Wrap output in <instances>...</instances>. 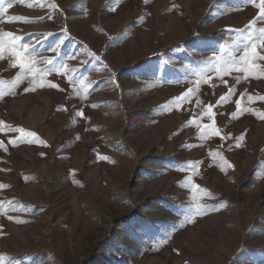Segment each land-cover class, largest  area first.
I'll use <instances>...</instances> for the list:
<instances>
[{
	"label": "rangeland",
	"instance_id": "1",
	"mask_svg": "<svg viewBox=\"0 0 264 264\" xmlns=\"http://www.w3.org/2000/svg\"><path fill=\"white\" fill-rule=\"evenodd\" d=\"M127 1L5 0L0 33L21 37L35 63L32 74L14 66L4 37L0 262L211 264L235 223L227 264H264V248L256 258L250 249L264 237L263 60L246 79L216 71L243 54L250 22L264 27L259 9L245 0ZM139 31L147 38L135 43ZM173 89L192 91L177 105ZM206 125L220 135H205ZM193 197L205 214L193 215Z\"/></svg>",
	"mask_w": 264,
	"mask_h": 264
},
{
	"label": "snow or ice",
	"instance_id": "2",
	"mask_svg": "<svg viewBox=\"0 0 264 264\" xmlns=\"http://www.w3.org/2000/svg\"><path fill=\"white\" fill-rule=\"evenodd\" d=\"M245 2L249 3V4H255L256 7L259 9V15L257 18L260 20H264V0H260V2L258 4H257L256 0H245ZM4 4H5V0H0V14H3L4 12H6V8H4ZM24 19H26V18L21 17V16H12V17H9L8 22H11L14 20H24ZM254 26H255V20L250 22L249 25L247 26L248 28L253 29V31H249L247 34V41L248 42L243 45V54L240 55L239 57H236L234 54L230 53L231 60L224 62L222 65H220V67H218L216 69L218 75L222 76L224 74H230L233 70H235V71L246 73V76L244 77L246 79L247 76L253 75L254 69H257L259 67L254 61L257 59L264 60V27H260L259 29H256ZM237 31L243 33L244 29H239ZM254 32H258V35H254ZM4 37L9 38L7 41V48L10 52V55L15 58V65L14 66L18 65L20 67V69L22 70V72L32 74L35 62L34 61H26L25 55H24V53L28 50V45L18 44L17 42L21 40V37L16 36L11 32L0 33V59L3 58V53L5 51ZM234 44L237 48H239V44L237 42H234ZM258 49H259V51H258ZM225 50H226L225 48H221V52H223ZM93 55H95V54H93ZM97 59H99V58L97 57ZM233 60H238L240 62L239 66L233 68V66H232ZM48 63H52L51 59L48 60ZM62 67H66V65H62ZM45 71H47V70H45ZM57 71H59V69ZM22 78L23 77L21 75H17V77L15 78V81L13 82V86H15V84L21 82ZM240 79H241V77H236L237 82H239ZM0 83H2V81H0ZM31 83L32 84L37 83L35 78H33ZM225 83H227V81H225ZM39 86L44 87L45 85L41 81V82H39ZM49 86L54 87V88L59 87V85L51 83V82H49ZM26 90H30V89H26ZM31 90H34V89H31ZM191 91L192 90L189 89L188 92L183 93L181 95V97L174 98V103H176L177 105H180L182 102L187 101L189 93ZM226 99H227V96L221 97L219 103H222ZM251 99H252V97H249V100H251ZM260 99L264 100V97H260ZM239 106H240L239 101H237V107L239 108ZM165 107H170V105H165ZM212 107H213L212 105H208L207 106V112L204 114L208 115V116H213L214 113H212ZM245 110L246 111H252L251 109H245ZM77 115L83 116V112L82 111L77 112ZM232 117L237 118V113H232ZM261 118H264V114H261ZM3 123H4L3 121H0V124H3ZM18 131H20L21 133H24V129H22V128L18 129ZM209 131H211V133L214 135H217V136L220 135L219 129L214 128V127L209 128V126L206 125L204 127V134L206 135ZM35 135L36 134L32 133V132L26 133V136H28V137H35ZM238 140H239V138H238ZM0 146H3L2 142H0ZM214 155L220 156V153L217 152ZM99 158L104 159V160L110 159L107 156H99ZM223 164H227L228 167H233L226 160L223 161ZM223 164L221 165L222 170H223ZM192 166L195 167L196 162H193ZM188 179L190 182L191 178L189 177ZM195 188L199 189L200 185H195ZM204 191L207 192V189H205ZM208 195L211 196V193H208ZM191 206L194 209L193 215L205 214L207 211V208H208V205L196 202L195 197H193V203ZM2 208H3V204H0V209H2ZM9 219H12V217H9ZM0 264H2V262H0Z\"/></svg>",
	"mask_w": 264,
	"mask_h": 264
},
{
	"label": "bare ground",
	"instance_id": "3",
	"mask_svg": "<svg viewBox=\"0 0 264 264\" xmlns=\"http://www.w3.org/2000/svg\"><path fill=\"white\" fill-rule=\"evenodd\" d=\"M146 1H151V0H146ZM180 1V0H179ZM139 2V0H128L127 1V6H133L134 4H136V3H138ZM181 2V1H180ZM185 2H187V3H191V4H195V0H185ZM247 12V11H246ZM245 12V13H246ZM244 13V12H243ZM242 13V14H243ZM248 13V12H247ZM177 20L176 19H172V23L173 24H177ZM110 32H111V28L109 27V26H105ZM152 35V34H151ZM170 35L171 36H174V37H181V35H182V32H181V30H177L176 28L175 29H173L172 30V32L170 33ZM146 38H147V36L144 34V32H142V31H139L137 34H136V39L134 40V42L135 43H139V41H146ZM91 49V48H90ZM87 51V50H86ZM88 54H89V52H87ZM91 54V53H90ZM92 56V55H91ZM93 57V56H92ZM3 59V58H2ZM1 62V61H0ZM263 62H264V60H263ZM261 63L262 64V66H261V69H260V71H258V72H256V73H258V75H257V77L259 76V75H262L263 74V67H264V63ZM256 63H257V60H256ZM4 70V69H3ZM242 77H243V75H242ZM3 78V73L2 72H0V80ZM244 80V79H243ZM244 83H245V81H244ZM247 84V83H246ZM246 87V86H245ZM257 87V86H256ZM255 87V89H257ZM18 92V91H17ZM186 92H188V91H180V90H178V91H176L175 89H173L172 90V93L171 94H175V96H179V94L180 95H182L183 93H186ZM15 93V92H14ZM189 94H191V93H189ZM11 96H13V94L11 95ZM197 100H198V104L199 103H201V90L198 92V94H197ZM244 101V100H243ZM254 106H255V104H254ZM259 113H261V110H259L258 111V114ZM261 115V114H260ZM170 125H172V123L170 124ZM162 128V127H161ZM260 130V129H259ZM263 132V131H262ZM263 136V135H262ZM2 149V148H1ZM3 150V149H2ZM1 155V154H0ZM4 155V154H3ZM1 158V157H0ZM3 162V161H2ZM4 162H6V160L4 161ZM10 163V162H9ZM5 170V169H4ZM4 173V172H3ZM5 177V176H4ZM0 178H2L1 176H0ZM0 181H1V179H0ZM259 223H261V222H259ZM242 228V226H240V225H238V224H235V223H229V225L227 226V227H225V229H226V231H229V232H231L232 234H231V236L232 237H230L229 236V238H227V236H226V238L225 239H223V248H224V250H223V248H222V250L224 251L223 253H221V255H216V256H212L211 257V261H210V263L211 264H227V263H229L230 261H232L233 260V257H232V250H231V247H232V245H231V243L232 242H234V243H238V239H239V233H240V229ZM224 229V230H225ZM259 229V228H258ZM263 230V229H262ZM261 231V230H260ZM222 244V243H221ZM233 244V243H232ZM263 248H264V237H262V238H259V239H257V240H254V241H252L251 243H250V249L253 251V256L256 258V257H260V255L262 254V252H263ZM237 251V250H236ZM235 252V251H234ZM254 261H256V260H254ZM258 263H259V261H258Z\"/></svg>",
	"mask_w": 264,
	"mask_h": 264
}]
</instances>
